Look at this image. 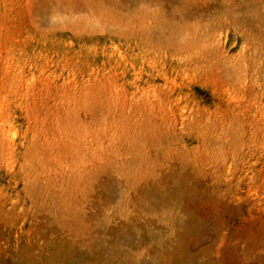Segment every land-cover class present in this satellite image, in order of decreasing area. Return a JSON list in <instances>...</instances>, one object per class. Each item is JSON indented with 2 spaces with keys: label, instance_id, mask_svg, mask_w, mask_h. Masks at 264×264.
<instances>
[{
  "label": "rangeland",
  "instance_id": "374dc122",
  "mask_svg": "<svg viewBox=\"0 0 264 264\" xmlns=\"http://www.w3.org/2000/svg\"><path fill=\"white\" fill-rule=\"evenodd\" d=\"M53 263L264 264V0H0V264Z\"/></svg>",
  "mask_w": 264,
  "mask_h": 264
},
{
  "label": "bare ground",
  "instance_id": "6f19581e",
  "mask_svg": "<svg viewBox=\"0 0 264 264\" xmlns=\"http://www.w3.org/2000/svg\"><path fill=\"white\" fill-rule=\"evenodd\" d=\"M112 3H114V2H112ZM117 3V2H116ZM118 4V3H117ZM93 12V11H92ZM88 16H86V18H87ZM124 18V17H123ZM92 19V18H91ZM88 20V19H87ZM93 20V19H92ZM122 21V20H121ZM88 22H89V20H88ZM90 23H91V20H90ZM88 24V23H87ZM114 33V32H113ZM122 33V32H121ZM118 34V33H117ZM116 35V34H115ZM117 36V35H116ZM118 36H119V34H118ZM82 259V258H81ZM54 264V263H53ZM72 264V263H71Z\"/></svg>",
  "mask_w": 264,
  "mask_h": 264
}]
</instances>
